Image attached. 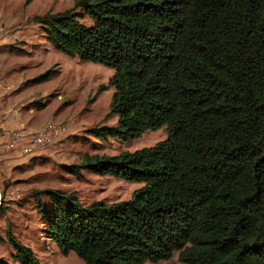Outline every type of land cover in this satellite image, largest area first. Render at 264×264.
Wrapping results in <instances>:
<instances>
[{"label": "trees", "instance_id": "16d2710c", "mask_svg": "<svg viewBox=\"0 0 264 264\" xmlns=\"http://www.w3.org/2000/svg\"><path fill=\"white\" fill-rule=\"evenodd\" d=\"M31 19L54 49L113 69L116 125L90 130L123 140L166 132L134 151L83 155L88 171L142 182L128 199L83 205L73 192L33 191L58 251L82 264L174 252L185 264H264V0H74ZM6 238L18 264H39Z\"/></svg>", "mask_w": 264, "mask_h": 264}, {"label": "rangeland", "instance_id": "374dc122", "mask_svg": "<svg viewBox=\"0 0 264 264\" xmlns=\"http://www.w3.org/2000/svg\"><path fill=\"white\" fill-rule=\"evenodd\" d=\"M73 2L0 0V261L4 264H18L7 231L30 248L39 264H82L73 252L60 253L45 236L33 191L49 188L73 192L83 205L128 199L142 182L88 171L79 166L83 155L134 151L166 136L164 126L127 140L103 137L90 130L116 125V115L108 114L113 88L106 86L113 69L54 49L31 19L68 9ZM80 20L91 23L83 14ZM50 67L58 72L47 80L30 81ZM52 125L58 131L47 143L32 146L27 153L8 149L12 133L29 138ZM70 166H78L77 173L71 172ZM142 264L185 263L174 252L166 260Z\"/></svg>", "mask_w": 264, "mask_h": 264}, {"label": "built area", "instance_id": "2783aa9c", "mask_svg": "<svg viewBox=\"0 0 264 264\" xmlns=\"http://www.w3.org/2000/svg\"><path fill=\"white\" fill-rule=\"evenodd\" d=\"M0 28V33H1ZM56 126H49L46 130H39L26 138L22 133H12L10 138L7 140V146L10 150H16L19 153H27L31 150L32 146L42 145L47 143L52 136L57 134ZM17 146V147H16Z\"/></svg>", "mask_w": 264, "mask_h": 264}]
</instances>
